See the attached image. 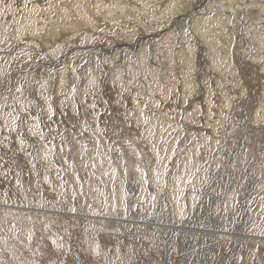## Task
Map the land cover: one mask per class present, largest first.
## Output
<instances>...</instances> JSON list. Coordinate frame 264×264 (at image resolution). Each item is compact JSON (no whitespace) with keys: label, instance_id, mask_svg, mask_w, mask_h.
<instances>
[{"label":"rangeland","instance_id":"rangeland-1","mask_svg":"<svg viewBox=\"0 0 264 264\" xmlns=\"http://www.w3.org/2000/svg\"><path fill=\"white\" fill-rule=\"evenodd\" d=\"M0 264H264V0H0Z\"/></svg>","mask_w":264,"mask_h":264},{"label":"bare ground","instance_id":"bare-ground-1","mask_svg":"<svg viewBox=\"0 0 264 264\" xmlns=\"http://www.w3.org/2000/svg\"><path fill=\"white\" fill-rule=\"evenodd\" d=\"M211 201H212V200H211ZM211 201H210V202H211ZM215 201H216V199H215ZM217 202H218V201H217ZM206 206H207V205H206ZM204 211L206 212V210H204ZM208 213H209V211H208ZM208 213H207V214H208ZM207 214H206V215H207ZM213 223H214V222H213ZM237 237H238V236H237ZM239 237H240V236H239Z\"/></svg>","mask_w":264,"mask_h":264}]
</instances>
